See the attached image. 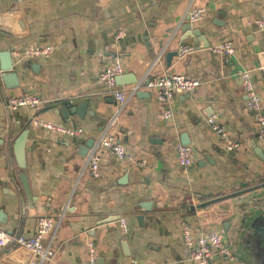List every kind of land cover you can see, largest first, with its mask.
Listing matches in <instances>:
<instances>
[{
    "label": "crops",
    "instance_id": "1",
    "mask_svg": "<svg viewBox=\"0 0 264 264\" xmlns=\"http://www.w3.org/2000/svg\"><path fill=\"white\" fill-rule=\"evenodd\" d=\"M197 7L206 12L192 23L201 31L193 39L182 25ZM17 9L27 27L23 34L8 17ZM263 17L264 0H0V51H11L16 63L26 64L29 59L22 54L27 48L54 47L49 58L37 60L38 71L20 68L19 88L7 89L0 81V211L7 221L0 222L1 228L33 235L40 216L57 219L65 213L52 242L56 256L46 264H89L90 243L98 264H195L182 242L183 225L195 235L223 228L234 259L215 256L210 264H264L258 229L264 226V188L200 206L264 182V142L239 77L240 69L251 71L264 106V30L255 24ZM120 32L124 36L117 40ZM183 42L193 52L179 53L168 66L167 53L180 51ZM222 42L234 46L233 56L212 50ZM114 50L124 74H134L140 84L169 72L199 79L201 85L172 99V118H165L154 92L141 86L145 95L131 96L117 136L129 155L145 165L103 150L99 176L87 170L80 176L91 152L82 155L84 144L98 139L117 106L99 79ZM31 92L47 103L8 109L10 97ZM85 101L81 115L71 112ZM210 118L242 148L228 149ZM37 119L83 133L47 130ZM26 129L31 198L20 182L22 169L13 149ZM183 134L195 152V163L186 169L176 160ZM148 202L149 210L143 207ZM139 215L144 216L142 226ZM121 218L127 220V232ZM16 250L0 249V264ZM14 258L27 260L23 253ZM35 261L33 256L31 264Z\"/></svg>",
    "mask_w": 264,
    "mask_h": 264
},
{
    "label": "built area",
    "instance_id": "2",
    "mask_svg": "<svg viewBox=\"0 0 264 264\" xmlns=\"http://www.w3.org/2000/svg\"><path fill=\"white\" fill-rule=\"evenodd\" d=\"M206 9L197 7L189 11L190 21L192 23L200 21L205 16ZM256 26L264 30V17L256 20ZM124 36V32L116 35L119 40ZM52 45H39L29 47L22 54L25 59L40 60L49 58L53 53ZM212 50L221 57L229 58L234 55L235 48L230 42H222L216 45ZM181 55H187L193 52L192 47L182 46ZM157 58L156 62L159 60ZM155 62V63H156ZM125 67L122 58L117 50L109 53V62L102 70L99 79L106 89L111 92L116 100L117 106L113 114L109 117L101 135L95 140L84 168L80 171V176L87 170L93 177L99 176V164L101 161V151L108 150L118 159L129 160L139 165H145V161L137 162L126 151L124 145L117 136V127L121 119L122 112L131 96L141 90L142 84L134 85L131 89H124L116 84V77L124 74ZM242 88L247 96V108L255 112L257 119V135L260 141L264 142V106L257 86L252 78L251 71L247 68L239 70ZM201 85L199 79L190 78L183 74H173L165 72L149 80L146 86L154 92L157 102L165 107V118H172L173 111L171 107L172 99L180 93L195 91ZM47 103L43 97L37 93H28L19 96H12L7 102L10 110L39 108ZM36 124L42 128L59 133L75 136L83 133V129L71 128L60 123L45 120H36ZM212 130L224 141L226 147L230 150H240L242 144L230 136L224 126L216 122L215 118L209 119ZM176 160L181 168H189L195 163V152L191 145L179 143L176 147ZM62 213L57 219L49 215L40 216L38 219L37 230L33 235H16L6 232L0 226V249H9L11 247H24L33 253L35 262L32 264H46L54 259L56 251L52 246L55 233L64 218ZM123 231H128L126 218L120 219ZM182 242L189 252V260L195 264H210L215 256L234 259L233 252L226 243V232L223 228L200 233L195 235L192 228L187 224L183 225ZM89 246V264H98L97 257L93 252V245ZM136 264V263H134Z\"/></svg>",
    "mask_w": 264,
    "mask_h": 264
},
{
    "label": "water",
    "instance_id": "3",
    "mask_svg": "<svg viewBox=\"0 0 264 264\" xmlns=\"http://www.w3.org/2000/svg\"><path fill=\"white\" fill-rule=\"evenodd\" d=\"M9 18H14L15 22H16V27L20 30V33H26L27 31V27L24 24V20L22 17V14H20L19 9L13 11L12 13H9L8 15ZM182 32L186 35H190V36H194L193 39H195V37H200L201 36V31L197 28L193 27L192 22L190 21V16L188 14V16L186 17V22L182 25ZM185 46V42L182 43ZM179 51L177 50H172L169 51L166 55V59H167V65L170 66L172 64L173 58L175 56L179 55ZM0 81L3 83V85L5 86V88L7 89H15V88H19L20 84H21V79H20V75H19V70L20 68H31L33 71H38L40 69V64L38 63L37 60L35 59H29L28 62L25 63H16L13 56H12V52L11 51H0ZM149 83V80H147L144 84H142L143 86H147ZM116 84L118 86H133V85H138L140 84L138 78L132 74V73H127V74H122L116 77ZM137 95H145L144 91L138 90L136 92ZM88 102H82V104L79 105H75L71 108V112L73 113H78L79 115H81L84 111V109L86 108ZM64 112L67 113L66 109L63 110ZM28 135H29V130L26 129L23 132H21V134L15 138L14 142H13V149H14V154L16 156L17 162L20 166V168L22 169V172L20 173L19 179L20 182L22 183L24 190L27 194V196L29 198L32 197L31 195V186L29 183V178L27 175V171H26V166H27V160H26V150H27V139H28ZM95 138H91L89 139L85 144H84V152L82 153L83 156L87 155V153L89 152V150L93 147L94 143H95ZM181 142L183 144H187L190 145L191 144V140L189 139V136L187 134H183L182 135V140ZM264 188V182L260 183L258 185L228 194L227 196H223L221 198L212 200V201H208V202H204L203 204H201L200 206H204L208 203H212L213 201H219V200H224L227 198H233L245 193H250V192H254L256 190L262 189ZM151 206V202L145 203L143 205L144 208L148 209ZM5 214L3 211H0V222L3 224H6V220H5ZM140 225L142 226L143 224V220H144V216L143 215H139L138 216ZM261 219H263V217H261ZM109 221V220H107ZM228 223L225 224V228L227 229L228 227ZM259 232V239L261 241L262 244H264V226H259L258 227ZM18 253H23L27 256V260L24 262H18L15 260L14 256ZM126 255L130 256V254L126 253ZM227 258V257H226ZM228 259V258H227ZM33 260V253L29 250H27L24 247H19L17 248L16 251L13 252V254H10L9 256H7L4 260L3 263L4 264H31Z\"/></svg>",
    "mask_w": 264,
    "mask_h": 264
},
{
    "label": "bare ground",
    "instance_id": "4",
    "mask_svg": "<svg viewBox=\"0 0 264 264\" xmlns=\"http://www.w3.org/2000/svg\"><path fill=\"white\" fill-rule=\"evenodd\" d=\"M220 257V256H219Z\"/></svg>",
    "mask_w": 264,
    "mask_h": 264
}]
</instances>
